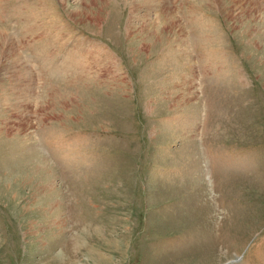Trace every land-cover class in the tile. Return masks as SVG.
<instances>
[{"label": "rangeland", "instance_id": "rangeland-1", "mask_svg": "<svg viewBox=\"0 0 264 264\" xmlns=\"http://www.w3.org/2000/svg\"><path fill=\"white\" fill-rule=\"evenodd\" d=\"M256 1L0 0V264H264Z\"/></svg>", "mask_w": 264, "mask_h": 264}, {"label": "bare ground", "instance_id": "bare-ground-1", "mask_svg": "<svg viewBox=\"0 0 264 264\" xmlns=\"http://www.w3.org/2000/svg\"><path fill=\"white\" fill-rule=\"evenodd\" d=\"M254 2H256L257 3V1L256 0H254ZM259 5V4H258ZM10 49H12V48H10ZM100 262H103L102 260H100Z\"/></svg>", "mask_w": 264, "mask_h": 264}]
</instances>
